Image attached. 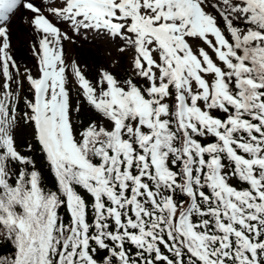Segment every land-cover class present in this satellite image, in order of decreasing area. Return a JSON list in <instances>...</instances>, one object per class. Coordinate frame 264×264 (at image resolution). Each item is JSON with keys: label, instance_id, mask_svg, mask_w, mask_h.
I'll list each match as a JSON object with an SVG mask.
<instances>
[{"label": "snow or ice", "instance_id": "obj_1", "mask_svg": "<svg viewBox=\"0 0 264 264\" xmlns=\"http://www.w3.org/2000/svg\"><path fill=\"white\" fill-rule=\"evenodd\" d=\"M89 33L121 41L132 74L90 80L65 49ZM0 79V264H264V0H0Z\"/></svg>", "mask_w": 264, "mask_h": 264}, {"label": "rangeland", "instance_id": "obj_2", "mask_svg": "<svg viewBox=\"0 0 264 264\" xmlns=\"http://www.w3.org/2000/svg\"><path fill=\"white\" fill-rule=\"evenodd\" d=\"M209 10L211 11L212 9ZM25 16H31V13H26L23 9L17 11L12 17L11 29L12 54L19 64L21 73L19 79L21 80H23L22 74L25 68L31 69L34 75L38 74L37 60L36 57L32 55V49L30 47V44L35 42L37 37L32 28L24 22L23 18ZM69 35H72V33L69 32ZM73 40L74 42L65 41L66 55L70 59H75L81 65H86V75L93 82L98 79V70L100 68H105L114 72L121 80L126 79L132 74L130 71L131 55L127 52L121 53L118 51L121 41L100 38L96 36L95 33H89L86 36H73ZM197 43L200 42L194 41V46ZM141 81L142 80L138 79L137 82L140 83ZM0 83H2V79H0ZM21 95L31 98V92L26 80H23ZM78 102L81 105L80 112L78 114L73 113V116L81 122V126H86L91 120L99 118L96 112L90 115L89 108L85 104L83 96L80 95L78 86L73 83V106L75 107ZM83 112L86 113L85 122H83ZM23 131L26 135L33 136L30 126L24 125Z\"/></svg>", "mask_w": 264, "mask_h": 264}, {"label": "trees", "instance_id": "obj_3", "mask_svg": "<svg viewBox=\"0 0 264 264\" xmlns=\"http://www.w3.org/2000/svg\"><path fill=\"white\" fill-rule=\"evenodd\" d=\"M140 84H143V83H140ZM85 104L89 108L90 115L93 112H95L93 110V108L90 105H88L87 102H85ZM19 108L20 109L24 108V104L22 101L19 104ZM85 114H86L85 112L82 113V116L84 117L83 122H85ZM87 119H88V117H87ZM23 126L24 125L21 124V126L17 130L18 142L21 145V147H23L25 149V151H27L26 145L28 143H32L33 146L37 149V151L33 155H34V158L37 162V167L41 170L42 175L44 177V183L48 188L55 190V178H54L53 174L51 173L50 168L48 167L47 161L44 159L43 154L39 152V150H38L39 146L33 140V136H28L25 134V132L23 131ZM238 183H239L238 181L233 180V184H238ZM89 199H90V197H89ZM61 214L65 217L66 220L68 219L66 209L62 208ZM13 252H14V248L11 245V243L3 240V237H0V257L11 256L13 254Z\"/></svg>", "mask_w": 264, "mask_h": 264}]
</instances>
